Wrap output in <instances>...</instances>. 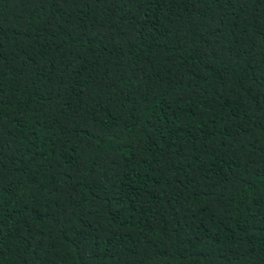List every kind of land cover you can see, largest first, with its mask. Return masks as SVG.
I'll return each instance as SVG.
<instances>
[{
    "label": "trees",
    "instance_id": "16d2710c",
    "mask_svg": "<svg viewBox=\"0 0 264 264\" xmlns=\"http://www.w3.org/2000/svg\"><path fill=\"white\" fill-rule=\"evenodd\" d=\"M0 264H264V0H0Z\"/></svg>",
    "mask_w": 264,
    "mask_h": 264
}]
</instances>
